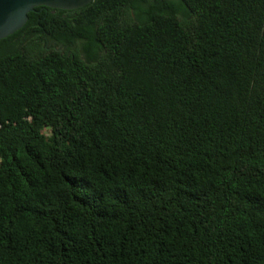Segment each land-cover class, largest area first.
Masks as SVG:
<instances>
[{"label":"trees","instance_id":"16d2710c","mask_svg":"<svg viewBox=\"0 0 264 264\" xmlns=\"http://www.w3.org/2000/svg\"><path fill=\"white\" fill-rule=\"evenodd\" d=\"M0 264H264V0L38 5L0 38Z\"/></svg>","mask_w":264,"mask_h":264},{"label":"water","instance_id":"95a60500","mask_svg":"<svg viewBox=\"0 0 264 264\" xmlns=\"http://www.w3.org/2000/svg\"><path fill=\"white\" fill-rule=\"evenodd\" d=\"M91 0H0V38L14 33L27 19V12L38 5L70 9L84 6Z\"/></svg>","mask_w":264,"mask_h":264}]
</instances>
